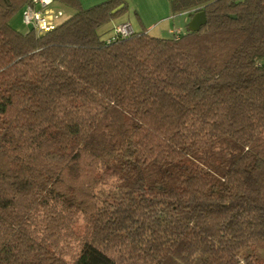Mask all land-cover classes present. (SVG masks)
Returning a JSON list of instances; mask_svg holds the SVG:
<instances>
[{"label": "trees", "instance_id": "obj_1", "mask_svg": "<svg viewBox=\"0 0 264 264\" xmlns=\"http://www.w3.org/2000/svg\"><path fill=\"white\" fill-rule=\"evenodd\" d=\"M30 1L0 0V264H264V0L110 43L128 0L45 33L11 24Z\"/></svg>", "mask_w": 264, "mask_h": 264}, {"label": "rangeland", "instance_id": "obj_2", "mask_svg": "<svg viewBox=\"0 0 264 264\" xmlns=\"http://www.w3.org/2000/svg\"><path fill=\"white\" fill-rule=\"evenodd\" d=\"M129 9L124 16H119L109 23L103 25L99 29V33L103 38H106L111 32H113V27L126 19V21H130L134 29L136 30V25L139 24L143 28L147 29L149 33L153 36L158 37H174L168 32V28L170 26H175L172 28H177L181 26L183 28V33L187 31V24L185 22V17L183 15H179L178 13H174L169 0H128ZM61 5V4H60ZM94 4H85V7L88 8ZM64 9V16L62 17V21L68 19L74 14V10L72 8L61 5ZM178 14V15H177ZM11 24L22 32H27L28 27L22 22L21 12H17L16 15L12 18ZM79 225H82V221H79ZM67 253L69 254L68 258L72 255L71 253L77 251L76 244L71 243L70 246L67 247ZM240 256L246 254H254L259 258L260 261H264V253L262 250H251L245 249L241 251Z\"/></svg>", "mask_w": 264, "mask_h": 264}, {"label": "built area", "instance_id": "obj_3", "mask_svg": "<svg viewBox=\"0 0 264 264\" xmlns=\"http://www.w3.org/2000/svg\"><path fill=\"white\" fill-rule=\"evenodd\" d=\"M64 10L57 5L56 0H31L22 9V22L28 29H34L37 33H45L56 28L62 22ZM131 23H122L114 27L111 36L106 38L108 43L119 38H124L134 32ZM171 35L179 38L182 34L180 29H171Z\"/></svg>", "mask_w": 264, "mask_h": 264}, {"label": "crops", "instance_id": "obj_4", "mask_svg": "<svg viewBox=\"0 0 264 264\" xmlns=\"http://www.w3.org/2000/svg\"><path fill=\"white\" fill-rule=\"evenodd\" d=\"M57 1V0H56ZM81 1V3H82V5L85 7V4L87 3V4H98V3H100V2H103V1H106V0H80ZM61 3L59 2V1H57V5L60 7V8H62L61 7V5H60ZM93 6V5H92ZM86 8V7H85ZM63 9V8H62ZM64 10V9H63ZM21 12V11H20ZM127 13V12H126ZM125 13V14H126ZM176 14V13H175ZM179 15L181 14V15H183L185 18V22L186 23H188L189 21H190V19H191V17L189 16V14L188 13H186V12H182V13H178ZM177 14V15H178ZM21 15H22V12H21ZM122 16V15H121ZM123 16H124V14H123ZM122 23H131L130 21H126V19H124V20H122L121 22H119V23H117L115 26H117V25H119V24H122ZM189 24V23H188ZM188 24H187V28H188ZM114 26V27H115ZM114 27L112 28V29H114ZM144 27V26H143ZM141 25H139V24H137L136 25V30L135 31H141V30H143V29H145V28H143ZM172 27H175V26H170L169 28H168V32L170 33V30L171 29H180V30H182V32H183V28L181 27V26H179V27H177V28H172ZM134 28V27H133ZM145 30H147V29H145ZM147 32H149L148 30H147ZM112 33L113 32H111V34H109L106 38H108L109 36H111L112 35ZM171 34V33H170ZM170 36V35H169Z\"/></svg>", "mask_w": 264, "mask_h": 264}, {"label": "water", "instance_id": "obj_5", "mask_svg": "<svg viewBox=\"0 0 264 264\" xmlns=\"http://www.w3.org/2000/svg\"><path fill=\"white\" fill-rule=\"evenodd\" d=\"M120 8H122V6L117 7L114 12H117L118 10H120ZM233 17H235V15H233ZM207 22V15L205 11H199L197 13H195L193 15V17L190 19L189 24H188V28L191 31H198L201 29V27L203 25H205Z\"/></svg>", "mask_w": 264, "mask_h": 264}]
</instances>
